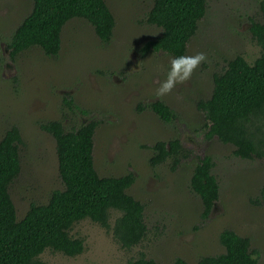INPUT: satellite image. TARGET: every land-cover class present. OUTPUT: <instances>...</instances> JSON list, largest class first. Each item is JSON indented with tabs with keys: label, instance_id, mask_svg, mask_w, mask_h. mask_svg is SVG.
<instances>
[{
	"label": "rangeland",
	"instance_id": "obj_1",
	"mask_svg": "<svg viewBox=\"0 0 264 264\" xmlns=\"http://www.w3.org/2000/svg\"><path fill=\"white\" fill-rule=\"evenodd\" d=\"M115 20L113 36L103 43L84 18H72L61 31L57 56H46L38 47L8 58L6 42L19 22L30 12L32 0H0V138L16 125L20 145V172L10 186V195L20 219L31 202L45 203L53 189H61L55 143L40 125L58 120L65 129L95 119L94 166L101 176L127 172L135 181L127 192L145 204L146 237L130 249L114 239L110 226L83 219L70 231L83 238L80 254L67 256L45 249L38 257L45 264H126L144 254L158 264H171L175 256L198 264L201 256L222 252L218 235L230 228L250 239L251 249L264 264V203L254 200L264 183V158L242 159L233 146L207 139L202 130L199 99L212 92V77L227 61L242 55L252 62L260 53L253 38L252 22H263L264 0H208L205 16L186 55L203 52L207 60L191 79L171 94L156 96L168 70L170 56L164 53L141 57L139 48L156 37L160 28L145 21L153 0H105ZM70 95L86 113L70 110L63 99ZM162 100L176 113L163 122L148 108ZM178 138L193 156L172 171L167 163L152 167L151 145L157 140ZM209 154L220 184V197L209 218H200L199 198L189 188L197 157Z\"/></svg>",
	"mask_w": 264,
	"mask_h": 264
},
{
	"label": "trees",
	"instance_id": "obj_2",
	"mask_svg": "<svg viewBox=\"0 0 264 264\" xmlns=\"http://www.w3.org/2000/svg\"><path fill=\"white\" fill-rule=\"evenodd\" d=\"M208 0H153L146 14L148 24L160 28V33L139 48L141 57L164 53L170 57L186 55L199 21L205 16ZM84 18L96 36L108 43L115 20L105 0H32L30 12L19 22L6 42L8 58L38 47L46 56H57L61 48V31L72 18ZM264 19V12H263ZM250 31L260 46L259 55L248 62L242 55L227 61L222 71L212 77V92L199 99L196 108L203 114L202 130L207 139L216 137L233 146V154L242 159L264 158V20L252 22ZM65 105L86 113L67 95ZM150 109L163 122L170 123L176 113L162 100L139 105L138 111ZM98 120L89 119L77 127L65 129L58 120L40 125L54 140L57 172L61 189H53L45 203L31 202L18 219L10 195V186L20 172L21 133L11 125L0 138V264H45L39 255L50 249L67 256L80 254L83 238L73 236V225L89 219L104 228L110 226L114 239L124 249L138 245L147 234L144 219L145 204L127 192L135 175L101 176L94 166V133ZM151 150L152 167L167 163L172 171L193 156L178 138L157 140L145 145ZM211 155L197 157L189 178L190 190L199 198L200 218L204 223L220 197V184L213 172ZM264 203V183L254 200ZM223 251L201 256L198 264H257L258 252L251 249L250 239L230 228L218 235ZM126 264H158L153 258L139 256ZM171 264H189L175 256Z\"/></svg>",
	"mask_w": 264,
	"mask_h": 264
},
{
	"label": "clouds",
	"instance_id": "obj_3",
	"mask_svg": "<svg viewBox=\"0 0 264 264\" xmlns=\"http://www.w3.org/2000/svg\"><path fill=\"white\" fill-rule=\"evenodd\" d=\"M207 60L203 52H197L194 55H179L170 57L168 61V70L165 78L159 82L156 89V96L164 97L173 92L181 84L187 83L194 71Z\"/></svg>",
	"mask_w": 264,
	"mask_h": 264
}]
</instances>
